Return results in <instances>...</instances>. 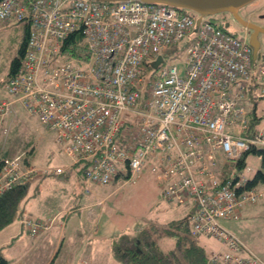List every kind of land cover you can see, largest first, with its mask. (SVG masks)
I'll use <instances>...</instances> for the list:
<instances>
[{"label":"built area","instance_id":"2783aa9c","mask_svg":"<svg viewBox=\"0 0 264 264\" xmlns=\"http://www.w3.org/2000/svg\"><path fill=\"white\" fill-rule=\"evenodd\" d=\"M197 18L189 9L138 0H0V24L28 25L20 66L6 83L10 98L0 96V138L9 134L5 116L18 102L54 132L70 167L89 182L104 185L124 167L134 180L154 156L164 199L194 206L191 235L221 244L206 264H264L219 222L238 219L262 193L231 174L253 145L264 147V115L247 135L244 103L264 99V65H253L245 35L204 17L192 33ZM73 33L81 46L65 45ZM183 38L190 39L184 65H163L164 53ZM160 55L157 78L144 86V67ZM232 126L235 133L227 131ZM219 151L230 164L224 178L216 172ZM63 172L4 158L0 195L37 173ZM25 224L32 236L49 226Z\"/></svg>","mask_w":264,"mask_h":264},{"label":"rangeland","instance_id":"374dc122","mask_svg":"<svg viewBox=\"0 0 264 264\" xmlns=\"http://www.w3.org/2000/svg\"><path fill=\"white\" fill-rule=\"evenodd\" d=\"M251 6L257 7L264 12V0H254ZM224 29L229 34L240 37L247 36L246 33H234L229 28L230 18L226 13H218L203 18ZM24 27L22 22H9L0 24V96L10 98L6 92V83L12 61L20 58V48L23 42ZM248 37V36H247ZM190 44L189 38H183L180 42L170 47L164 53L163 65L183 66L186 59V50ZM264 65V51H261L256 67ZM144 86H147L149 79L157 78L158 70L149 66L144 67ZM250 111L254 107L252 99L244 102ZM258 114H263L264 99H261ZM5 124L9 128V134L0 138V157H18L24 165L34 166L39 170L47 167L55 168L57 165L69 164L70 159L64 154L61 146L55 142V134L48 129L36 115L29 114L20 103L14 104V110L5 116ZM227 131H233L234 127H227ZM182 149L184 145H181ZM166 149L164 153H169ZM222 156L218 153V156ZM224 160V159H223ZM228 163V162H227ZM156 159L151 156L148 164L141 170L138 177H128V170L119 178L106 185H97L84 179H78L75 189L71 188L76 182L72 176L59 178L53 175L35 174L29 181L28 193L31 194L35 186L39 193L29 202L34 217L52 218L61 212L68 210L70 219L66 224L63 236L60 239L58 250L53 254L50 264H107L109 255V242H112L117 235L137 234L143 230V234H149L158 247L163 251L175 248V238L164 232L167 223L183 219L190 215V200L183 203L168 202L164 199L162 188L159 187L157 171L154 169ZM228 166V174H230ZM247 167L250 170H247ZM261 169V158L254 154L246 157V167L237 169L231 178L241 177L251 179L256 171ZM48 177V178H45ZM45 178L44 182L63 185L64 187L45 186L44 182L37 184V180ZM63 182V183H56ZM256 190L261 191V196L256 202L246 205V210L238 219H220V224L228 231L234 233L253 253L257 254L264 261V183H258ZM75 195L74 197L72 195ZM74 204V205H73ZM66 214L63 215V217ZM78 217L81 223L78 224L75 218ZM16 218L11 224L0 231L1 254L11 260H21V264H40L47 257V247L54 243L56 233L48 238L40 239L35 246L19 244L21 238L31 242L35 238L24 230L21 236L12 240L11 243L2 244L5 233L11 231L18 224ZM50 225V222H47ZM49 227V226H48ZM54 227L49 231H53ZM29 234V235H28ZM42 235V233H41ZM31 236V237H30ZM49 241L47 242V240ZM197 242L205 248L207 253L220 246L216 238L212 236L197 237ZM46 242V243H45ZM29 250L25 254L23 249ZM6 259V260H7ZM85 263H80L81 260ZM89 259V260H88Z\"/></svg>","mask_w":264,"mask_h":264},{"label":"trees","instance_id":"16d2710c","mask_svg":"<svg viewBox=\"0 0 264 264\" xmlns=\"http://www.w3.org/2000/svg\"><path fill=\"white\" fill-rule=\"evenodd\" d=\"M27 35L28 30L26 29L23 32V42L19 51L21 57L12 61L8 77L15 74L20 66L21 58L24 54ZM69 44L81 46V36L76 33L69 35L65 41V45ZM258 107L259 103L256 105L254 104V107L250 111L248 110L250 125L247 135L250 134V131L257 128L260 124L262 116L264 115V109L262 110L263 114H258ZM249 154H254L261 158V169L256 171L251 179L247 180L246 189L255 188L258 183H264V147L253 145L235 163V167L237 169L246 167V157ZM3 158H5V155L0 157V162ZM77 168L81 173L80 168ZM124 173L125 171L117 173L113 180L119 178V176ZM129 175L130 172L128 171V177ZM133 181H135V178ZM28 189L29 182H26L12 187L0 195V230L11 224L16 218L22 216L26 202L31 196H34L37 193L35 188V193L30 196ZM193 214L194 206L193 212L190 213L189 216L176 221H171L170 223H167L168 225H166L163 229L168 236L175 238V248L173 250L166 252L161 250L156 241L150 237L149 234L144 235L143 230H141L137 234L123 233L119 236L117 235L116 239L114 238L112 242H109V248L113 259L119 264H206L209 254L197 242V239L191 235V217ZM0 264H8V261L1 253Z\"/></svg>","mask_w":264,"mask_h":264},{"label":"crops","instance_id":"0c3cea01","mask_svg":"<svg viewBox=\"0 0 264 264\" xmlns=\"http://www.w3.org/2000/svg\"><path fill=\"white\" fill-rule=\"evenodd\" d=\"M22 25L24 27V30H26V29L28 30V25L25 22H22ZM219 153H221V152L219 151ZM216 157H217V161H218V165L216 167V172H217V174L221 178H224V177L228 176V173L227 172H228V166H230V164L227 163L225 160H223L222 156H220V155L218 156V154H217ZM69 165H70V161H69V164H66L65 166H63V165H57V167L64 168L65 169V172L62 173V174L56 175V176L59 177V178L67 177V179H70V177L72 176L74 179H76V182L75 183L73 182L71 188H74L75 189V185L77 183V180L78 179H81V178L84 179V178L82 177V174L80 173V171H79V169L77 167H69ZM229 169H230V167H229ZM45 178H48V177H45ZM45 178L38 179L37 180L38 181L37 184H39L41 182H44V179ZM56 183H63V182H56ZM44 185L46 187L47 186H53V187H57V188L64 187L63 185H56L55 183L50 184V181L44 182ZM35 188L34 189L37 190V186H35ZM35 190H33L32 193L29 194V195L31 196L33 193H35ZM38 193H39V189H38L36 195ZM36 195L31 196L28 199V201L26 202V204L24 206V212H23L22 216L19 217V219H18V222H17L18 224L11 231L5 233V235L3 236V238H5V237L6 238L4 239V241H3L2 244L11 243L13 239L18 238L19 236H21V234L23 233L24 230H27L28 233L30 234L29 229L27 228V226L25 224V221L27 219H30L33 222H35V221L50 222V225H49V228L48 229L39 231L37 233V235H36L35 238L34 237L32 238L30 236L31 239H32L31 242L30 241H27V239L25 237L24 238H21L19 240H16V241H18L19 244H29V245L35 246V244H37V242H39L40 239L48 238L50 236V233H52V235L54 233H56V239H55L54 243L47 247V249H48L47 257H45L43 259L42 263H40V264H50L51 263V259L54 256L53 252L55 253L58 250V246L60 244V239H61V237L63 236V233H64V228H65V225L66 224H64L62 221H63V219H66V221H69V219H70L69 213L71 212L70 211L71 209L68 210L66 213H64V212L62 213L61 212L59 215H57V216L55 215L54 217L48 218V219L47 218H43L41 216L34 217L33 214H32V212H31V210H30V208L28 207V205L30 204L29 201L33 197H35ZM72 196L74 197L75 195H72ZM246 205H248V204H246ZM245 206L243 207V209L241 211V215H242V212L246 210V207ZM190 210H191L190 213H192L193 212V204L192 203L190 204ZM247 213H248V210H246L245 214H247ZM64 214H66V216L63 217ZM241 215H240V217H241ZM75 221L78 224L81 223V220L78 217L75 218ZM53 227H54V230L52 232L49 231ZM2 230H0V231H2ZM41 233H42V235H41ZM48 241H49V239L47 240V242ZM108 247H109V244H108ZM220 248H221V244H220V246L217 249H214L212 251H216V250H218ZM28 250H29V248L25 247L22 252H24L26 254ZM108 251H109V255H108V262H107V264H119V263H117L113 259L110 248L108 249ZM0 252H1V248H0ZM211 252H209V253H211ZM10 258H13V259L8 260L6 258L7 261H8V264H21L22 263L21 260H17V259L15 260L14 257H10ZM80 263H85L84 259L81 260ZM69 264H73V263L70 262Z\"/></svg>","mask_w":264,"mask_h":264},{"label":"water","instance_id":"95a60500","mask_svg":"<svg viewBox=\"0 0 264 264\" xmlns=\"http://www.w3.org/2000/svg\"><path fill=\"white\" fill-rule=\"evenodd\" d=\"M95 1H127V0H95ZM143 3H162L176 8L189 9L198 14L192 33L197 31L200 20L203 17L211 16L218 13H229L236 19H239L238 10L251 3L254 0H138ZM258 31L264 33V28L255 26ZM254 28V27H253ZM257 31V33H258ZM249 44L252 47V62L256 64L258 58V51L260 49V42L257 37L249 36ZM163 62V57L160 55L157 59L150 63L151 68L156 69L160 63Z\"/></svg>","mask_w":264,"mask_h":264},{"label":"flooded vegetation","instance_id":"af4514ba","mask_svg":"<svg viewBox=\"0 0 264 264\" xmlns=\"http://www.w3.org/2000/svg\"><path fill=\"white\" fill-rule=\"evenodd\" d=\"M255 2V1H252ZM249 3L238 10L239 19H236L233 15L226 13L230 18L229 28L234 33L244 32L249 36L257 37L260 42V49L258 56L261 51H264V33L258 31L255 27L264 28V12H261L259 8L251 6ZM254 27V28H253ZM258 31V33H257Z\"/></svg>","mask_w":264,"mask_h":264},{"label":"bare ground","instance_id":"6f19581e","mask_svg":"<svg viewBox=\"0 0 264 264\" xmlns=\"http://www.w3.org/2000/svg\"><path fill=\"white\" fill-rule=\"evenodd\" d=\"M168 225V224H167Z\"/></svg>","mask_w":264,"mask_h":264}]
</instances>
